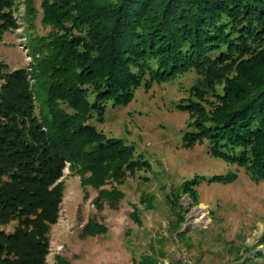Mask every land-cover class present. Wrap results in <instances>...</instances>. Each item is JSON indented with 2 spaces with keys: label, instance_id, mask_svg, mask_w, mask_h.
<instances>
[{
  "label": "trees",
  "instance_id": "16d2710c",
  "mask_svg": "<svg viewBox=\"0 0 264 264\" xmlns=\"http://www.w3.org/2000/svg\"><path fill=\"white\" fill-rule=\"evenodd\" d=\"M36 1L0 0V40L19 27L23 3L32 55L26 67L0 60V264H46L66 162L98 189V208L105 200L117 207L127 173L149 167L132 143L91 122L139 85L194 69L188 95L175 102L188 113L183 145L206 142L213 156L264 179V0ZM199 177L180 189L194 193ZM236 177L228 170L208 179ZM105 231L94 218L81 227L83 235ZM53 264L69 262L55 254ZM138 264L157 259L144 253Z\"/></svg>",
  "mask_w": 264,
  "mask_h": 264
},
{
  "label": "rangeland",
  "instance_id": "374dc122",
  "mask_svg": "<svg viewBox=\"0 0 264 264\" xmlns=\"http://www.w3.org/2000/svg\"><path fill=\"white\" fill-rule=\"evenodd\" d=\"M23 11V3H18L15 13L20 25L0 40V60L9 69L26 67L32 58ZM36 24L43 33L39 18ZM197 76L190 69L170 80L139 85L128 103H109L102 121L91 119L106 134L132 143L150 164L127 173L118 185L123 197L117 207L105 200L98 208L93 200L98 189L83 186L66 162L46 264L54 263L55 254L69 264H138L144 253H153L157 264H264V258L257 256L264 253V242L258 243L264 229V179L255 181L243 166L213 156L206 142L189 147L182 143L188 113L176 108L175 102L188 95ZM228 170L237 172L232 181L208 179ZM197 175L194 193L180 189ZM145 196L150 199H142ZM89 218L102 223L106 231L81 234ZM247 256L254 262L244 261Z\"/></svg>",
  "mask_w": 264,
  "mask_h": 264
},
{
  "label": "bare ground",
  "instance_id": "6f19581e",
  "mask_svg": "<svg viewBox=\"0 0 264 264\" xmlns=\"http://www.w3.org/2000/svg\"><path fill=\"white\" fill-rule=\"evenodd\" d=\"M204 215L203 214H201L200 216H198L197 218H202ZM196 221H198V219L196 220Z\"/></svg>",
  "mask_w": 264,
  "mask_h": 264
},
{
  "label": "built area",
  "instance_id": "2783aa9c",
  "mask_svg": "<svg viewBox=\"0 0 264 264\" xmlns=\"http://www.w3.org/2000/svg\"><path fill=\"white\" fill-rule=\"evenodd\" d=\"M166 262L162 263V264H165Z\"/></svg>",
  "mask_w": 264,
  "mask_h": 264
}]
</instances>
